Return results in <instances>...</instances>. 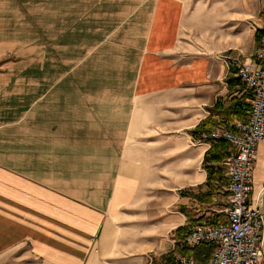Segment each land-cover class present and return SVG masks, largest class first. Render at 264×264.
<instances>
[{
	"label": "crops",
	"instance_id": "0c3cea01",
	"mask_svg": "<svg viewBox=\"0 0 264 264\" xmlns=\"http://www.w3.org/2000/svg\"><path fill=\"white\" fill-rule=\"evenodd\" d=\"M65 4L81 12L67 32L78 37L70 49H83L84 56H72L71 69H64L62 55L69 48L64 35L59 37L57 56L45 58L39 73L23 74L22 95L11 90L12 104L0 101V259L22 264L174 259L182 240L174 232L191 218L176 206L196 201L173 197L160 203L153 164L160 160L161 144L176 151V133L192 132L228 96L229 57L221 51L180 52L193 19L182 0ZM260 21L257 28L263 30L264 18ZM216 123L212 129L230 130L235 122ZM186 137L195 154L203 149L204 160L210 147L194 144L192 134ZM257 160L260 188L264 143ZM145 205L156 211L147 239L138 229ZM175 224L161 232L162 225Z\"/></svg>",
	"mask_w": 264,
	"mask_h": 264
},
{
	"label": "rangeland",
	"instance_id": "374dc122",
	"mask_svg": "<svg viewBox=\"0 0 264 264\" xmlns=\"http://www.w3.org/2000/svg\"><path fill=\"white\" fill-rule=\"evenodd\" d=\"M182 1L193 19L191 27L181 39L179 45L181 53L208 50L215 54L221 51L222 56L247 59L245 55L251 51L255 34L259 30L257 25H261L260 20L264 18V8L261 6L263 0ZM65 5H67L65 0H0V101L3 104H12L8 96L11 90L22 95L24 73H39V67L45 58L51 60L57 56L56 41L59 37L62 38L64 35V41L69 48H65L62 55L65 58L64 69H71L72 64L68 59L72 56H80V58L84 56L83 49H80V52L70 49L72 43L76 44L74 41H77L78 37H72L67 32L81 12L74 13L70 4H68L69 7ZM63 29L65 32L62 34ZM21 100L23 101V98ZM188 133L192 134L190 131L176 133V151L174 152L168 151L166 144L159 146L160 160L153 164V171L159 177L154 178L153 183L158 186L160 203H171L173 197L183 198L181 193L186 191L200 192L199 187L203 188L202 192L207 190L204 160L201 159L204 151L202 149L199 152L200 157L198 153L195 154L194 151L197 148L190 147L186 142ZM162 136L164 135L160 138ZM162 142L164 141L161 139ZM200 176H204L202 184L199 183ZM262 187L259 188L257 184V191H260ZM154 201L158 200L155 198ZM225 204L226 196L221 193L214 195L210 204L191 202L190 205L180 208H185V212L193 218L192 221H187L191 229L198 219L215 220L219 215L218 211ZM178 206L175 210L181 212ZM188 207L192 210H187ZM162 211L163 209L160 212ZM140 212L138 222L143 221V225L138 229L143 230V238L147 239L150 238L151 232L147 231L151 229L152 221L156 223V211L145 205L144 210ZM174 227H177V224L162 225L161 228L164 229H161V232L167 233ZM163 235L161 233V239ZM165 258L159 256L154 260L163 264ZM0 264H22V262L2 258Z\"/></svg>",
	"mask_w": 264,
	"mask_h": 264
},
{
	"label": "built area",
	"instance_id": "2783aa9c",
	"mask_svg": "<svg viewBox=\"0 0 264 264\" xmlns=\"http://www.w3.org/2000/svg\"><path fill=\"white\" fill-rule=\"evenodd\" d=\"M227 62L251 98V114L248 121H237L230 130L211 129L201 132L198 139L192 137L194 144L211 148V142H225L233 151L223 163L227 185L220 194L226 196V205L215 220L195 222L179 245L188 249L214 246L207 264H264V186L257 191L255 171L264 143V36L248 59L229 57ZM170 264L203 263L179 254Z\"/></svg>",
	"mask_w": 264,
	"mask_h": 264
},
{
	"label": "trees",
	"instance_id": "16d2710c",
	"mask_svg": "<svg viewBox=\"0 0 264 264\" xmlns=\"http://www.w3.org/2000/svg\"><path fill=\"white\" fill-rule=\"evenodd\" d=\"M264 36V29L258 30L255 35L256 41ZM230 76L227 78V84L229 94L226 98H219L213 108L209 111L211 115L197 126L192 131V136L198 139L199 134L203 131L211 130L217 126L216 119H221L226 123V126H230L236 121L246 122L251 114V98L245 92L240 79L236 76L237 71L231 65ZM227 103L230 104L227 106ZM230 153V146L225 142L214 141L211 142V148L206 152L203 162V168L207 173V183L205 188L207 190L202 192L203 188L199 187L200 192L186 191L181 193L182 197H189L200 204H210L214 195L220 193V191L226 187L227 178L226 170L223 165L224 160ZM181 212H185V208H180ZM192 221L193 218L191 217ZM197 221H203L198 219ZM190 227H179L174 232V238L182 239ZM180 248V247H179ZM214 252V246L202 245L196 249L180 248L179 253L186 256H193L203 264H207ZM173 261L172 255L165 258L163 264H170ZM152 264H159L153 262Z\"/></svg>",
	"mask_w": 264,
	"mask_h": 264
}]
</instances>
